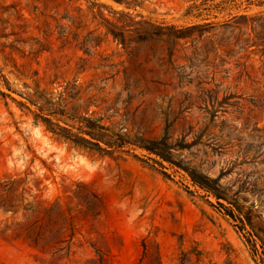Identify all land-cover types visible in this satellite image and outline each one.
Segmentation results:
<instances>
[{"label": "rangeland", "instance_id": "374dc122", "mask_svg": "<svg viewBox=\"0 0 264 264\" xmlns=\"http://www.w3.org/2000/svg\"><path fill=\"white\" fill-rule=\"evenodd\" d=\"M245 15L264 0H0V264H264Z\"/></svg>", "mask_w": 264, "mask_h": 264}, {"label": "trees", "instance_id": "16d2710c", "mask_svg": "<svg viewBox=\"0 0 264 264\" xmlns=\"http://www.w3.org/2000/svg\"><path fill=\"white\" fill-rule=\"evenodd\" d=\"M244 17H246L248 20H252L253 22L259 19V22H261V24L264 26V19H263V17H260V18H257V19H255L253 17H249L247 15H245ZM261 20H263V21H261ZM253 27H255L254 24H253ZM116 38L119 39V40H121V41H125V36H124L123 33L120 34V35L117 34L116 35ZM247 41H249V40H247ZM149 149L152 150L153 148H149ZM153 151H155V150H153ZM156 153H158L159 155H161L164 159L171 161L170 158H168V156H166L164 154L165 152H156ZM194 180L202 188H204L206 191L210 192L214 197H216L220 205H222V206L225 207V205L222 202H220V200L221 199H224V198L220 194V192H219L220 190H218L219 185L217 184V179L208 178V181L207 182H202V181H199V180H196V179H194ZM226 209H228V208H226ZM227 211H228V213H227L228 215H230L231 217L235 218V220H237V221L240 222V229L246 230V226L247 225H250L251 227L254 228V224H253V219H254V206L253 205L251 207V211L248 212V213H244L241 210H239L240 211L239 214H236L233 211V209H228ZM246 232L248 234H253L250 231H246ZM250 241L253 242L252 244L254 245L255 250L258 251L257 241L253 237L251 238Z\"/></svg>", "mask_w": 264, "mask_h": 264}]
</instances>
